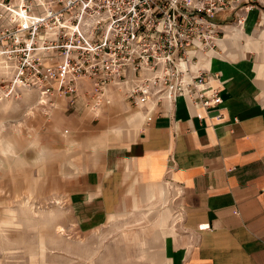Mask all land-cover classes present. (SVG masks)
<instances>
[{
  "label": "crops",
  "instance_id": "1",
  "mask_svg": "<svg viewBox=\"0 0 264 264\" xmlns=\"http://www.w3.org/2000/svg\"><path fill=\"white\" fill-rule=\"evenodd\" d=\"M239 11L243 24L228 13L225 37L200 61L217 75L218 106L180 97L138 108L115 89L93 105L88 84L73 106L57 99L53 125L71 150L63 187L78 219L104 221L130 189L139 198L166 183L191 242L168 263L264 264V10Z\"/></svg>",
  "mask_w": 264,
  "mask_h": 264
},
{
  "label": "built area",
  "instance_id": "2",
  "mask_svg": "<svg viewBox=\"0 0 264 264\" xmlns=\"http://www.w3.org/2000/svg\"><path fill=\"white\" fill-rule=\"evenodd\" d=\"M260 1L0 0V83L43 103L89 84L93 105L110 104L115 89L138 108L180 97L215 107L217 75L200 64L225 37L213 18L231 13L241 26L239 10Z\"/></svg>",
  "mask_w": 264,
  "mask_h": 264
},
{
  "label": "rangeland",
  "instance_id": "3",
  "mask_svg": "<svg viewBox=\"0 0 264 264\" xmlns=\"http://www.w3.org/2000/svg\"><path fill=\"white\" fill-rule=\"evenodd\" d=\"M256 5L264 10V0ZM229 17L220 13L213 20L228 23ZM5 86L0 83V142H10L15 153L0 151V264H152L144 256L151 247L167 261L178 253L184 255L191 242L174 201L177 193L166 183L167 203L156 199L133 210L138 193L130 189L119 211L106 220L77 218L63 187L72 170L66 163L71 150L64 141L65 131L58 133L53 124L58 119L57 99L73 106L80 92L74 99L52 96L42 103L38 91L15 88L7 93ZM85 97L89 102L88 94ZM42 150L49 158L39 162L37 154ZM146 191L151 194L153 188ZM152 211L157 218L148 216ZM157 222L167 234L153 245Z\"/></svg>",
  "mask_w": 264,
  "mask_h": 264
},
{
  "label": "bare ground",
  "instance_id": "4",
  "mask_svg": "<svg viewBox=\"0 0 264 264\" xmlns=\"http://www.w3.org/2000/svg\"><path fill=\"white\" fill-rule=\"evenodd\" d=\"M113 99V98H112ZM42 102V101H41ZM43 103V102H42ZM97 110V109H96ZM37 112V111H36ZM34 113V112H33ZM31 114V113H30ZM33 117V116H32ZM95 147V146H94ZM0 151L6 155L11 156L12 154L15 153V149L14 146L8 142V141H2L0 142ZM48 152L46 150H42L37 154V161L39 162H43L48 160L49 156H48ZM71 162V161H70ZM127 167V166H126ZM82 168V167H81ZM79 172V171H78ZM164 185V184H163ZM163 185L158 184L156 186H153V191L152 193H148L146 191V188H139V198L134 197V201H133V210L138 209L139 206L141 204H144L148 201H150L149 203H152L153 201H155L156 199L161 200L164 203L168 202V195L163 187ZM30 187V186H29ZM29 190V189H28ZM32 190V189H31ZM131 197V196H130ZM154 203V202H153ZM125 210H127L125 208ZM152 210V209H151ZM132 211V210H131ZM149 211V210H148ZM169 211V210H168ZM167 211V213H168ZM148 216L152 217V218H157L156 214L154 211H152ZM157 226L159 227V231L155 234V236L152 239V244L153 245H158L159 243H161L162 238L167 234V232L163 231V229L159 226V223L157 222ZM151 245V244H150ZM152 248V247H151ZM151 248L145 249L144 250V256L148 257L151 261L152 264H170V262L168 263L167 258L164 256V254L161 253H155L154 250H152ZM157 248V246H156ZM155 248V249H156Z\"/></svg>",
  "mask_w": 264,
  "mask_h": 264
}]
</instances>
